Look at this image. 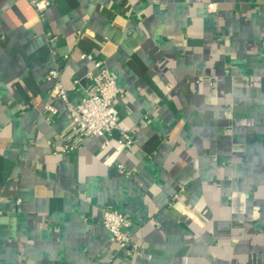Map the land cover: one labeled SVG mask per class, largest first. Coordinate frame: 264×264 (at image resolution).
Masks as SVG:
<instances>
[{
	"label": "crops",
	"instance_id": "1",
	"mask_svg": "<svg viewBox=\"0 0 264 264\" xmlns=\"http://www.w3.org/2000/svg\"><path fill=\"white\" fill-rule=\"evenodd\" d=\"M81 53L131 147L78 139L50 96L55 61L80 104ZM0 264H264V0H0Z\"/></svg>",
	"mask_w": 264,
	"mask_h": 264
},
{
	"label": "built area",
	"instance_id": "2",
	"mask_svg": "<svg viewBox=\"0 0 264 264\" xmlns=\"http://www.w3.org/2000/svg\"><path fill=\"white\" fill-rule=\"evenodd\" d=\"M35 9L38 19H43L44 11L50 5L51 0H27ZM209 9H213V4H208ZM46 37L49 43L55 36L47 31ZM63 57H67L64 55ZM80 58L92 61L93 70L87 72L85 78L87 80L84 88V96L81 98L80 104L74 106L67 101L66 91L60 79V68L53 62L52 67L47 71L46 79L52 81L50 96L53 99H60L65 103V107L69 113V118L75 130V136L81 139L86 136L102 138L101 146H105L112 139L113 130L119 131V136L114 140L125 147L132 146V140L125 128L117 122L116 112L113 105V99L122 94L108 68L102 59L93 58L89 53H81ZM78 82V80H74ZM45 108L51 114L56 113L57 109L46 104ZM75 142L65 145V150L72 149ZM103 226L109 231L111 240L125 254H131L132 220L110 207L102 209Z\"/></svg>",
	"mask_w": 264,
	"mask_h": 264
}]
</instances>
